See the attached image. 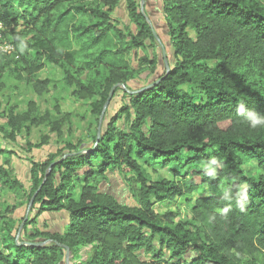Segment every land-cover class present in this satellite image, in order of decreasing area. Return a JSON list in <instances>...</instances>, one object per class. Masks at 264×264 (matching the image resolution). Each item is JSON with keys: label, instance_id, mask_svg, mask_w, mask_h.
Listing matches in <instances>:
<instances>
[{"label": "trees", "instance_id": "16d2710c", "mask_svg": "<svg viewBox=\"0 0 264 264\" xmlns=\"http://www.w3.org/2000/svg\"><path fill=\"white\" fill-rule=\"evenodd\" d=\"M120 3L0 0L1 36L21 49L17 60L1 52L0 61L42 95L48 81L37 76L43 66L35 51L78 99L93 100L99 126L90 148L66 144L31 161L26 202L35 195L34 219L63 213L67 222L60 232H27L29 215L20 231L10 221L0 230V264H64L66 249L75 256L83 247H90L86 259L72 264H264V0H159L173 49L168 58L159 48L160 60L145 54L157 39L140 0H123L130 28L113 17ZM134 52L154 76L138 89L128 85L142 73L129 65ZM117 93L120 105L110 113ZM33 109L0 115V155L14 153ZM139 162L161 163L173 180L150 182ZM249 163L257 176L245 172ZM114 172L134 178L137 206L98 189ZM201 187L209 195L191 205ZM2 188L22 191L0 165ZM180 199L190 205V222L153 211Z\"/></svg>", "mask_w": 264, "mask_h": 264}, {"label": "rangeland", "instance_id": "374dc122", "mask_svg": "<svg viewBox=\"0 0 264 264\" xmlns=\"http://www.w3.org/2000/svg\"><path fill=\"white\" fill-rule=\"evenodd\" d=\"M140 1L142 2L147 21L157 39L153 48L150 51H145V54L150 55V52H153V55L157 56L158 60H160L158 50L161 48L163 55L171 58L173 49L170 46L167 47V30L160 12L161 3H159V0ZM113 17L119 21L120 26L131 27L124 10L123 0H121L120 6L116 9ZM1 52L3 54L8 52V54L14 56L15 60L21 55L20 47L14 48L10 36L0 39ZM31 54L37 57V62L43 66L42 70L37 74L38 78L48 81L47 91L42 95H37L33 92L31 84L27 81L25 75L17 77L10 72L9 66L5 65L6 59L0 61L1 117H7L11 111L17 115L27 113L29 104H34V109L32 110L33 120L26 122L25 126H27V130L22 129L15 143L16 145L11 146V150L14 153L11 155H0V165L4 166L11 176L15 177L22 185L21 192L17 190L4 191V188L1 189L0 212L5 215V219L0 220V230L10 221H13L15 227L20 229L26 216L29 215L31 220L35 218L31 208L28 211V204L26 202V196L30 190L31 161L43 162L49 154L55 153L66 144L74 146L82 144L84 148H90L93 145V137L98 131V124L91 115V103L93 100L78 99L75 96L77 88L65 85L63 74L58 67L41 59L35 51H32ZM140 57L141 54L137 55L135 52L128 57L130 67L139 73L142 72L136 81L128 83L131 89L145 86L154 77L147 78L149 72L148 66L146 63L140 61ZM168 61L169 59H166L165 62ZM158 72L159 74L161 73V67ZM119 105L120 93H117V96L113 98L109 105L110 113L117 109ZM2 124L3 122L0 120V125ZM28 143L29 146L27 145ZM139 165L142 166L150 182L173 180L168 168L162 167L161 163L139 162ZM206 168L211 170L209 166H206ZM244 169L249 176H257L259 174V170L253 163L245 165ZM137 188L138 185L135 184L134 178L131 175H127L126 180H124L122 174L117 172L108 174L107 181L98 185V189L101 192L111 195L120 203L128 206H137L133 195V191ZM208 192L206 187L199 188L190 196L189 201L191 205L196 198L208 196ZM153 201L154 199L152 198L151 202ZM153 211L158 216H162L167 212H173L175 214V223H185L191 220L190 205L186 203V199L178 200L176 206L155 203ZM34 220V222L27 226V232H60L64 229L67 217L63 213L54 215L43 214ZM89 251L90 247H83L80 248L79 253L75 256L69 253V264L84 261Z\"/></svg>", "mask_w": 264, "mask_h": 264}, {"label": "water", "instance_id": "95a60500", "mask_svg": "<svg viewBox=\"0 0 264 264\" xmlns=\"http://www.w3.org/2000/svg\"><path fill=\"white\" fill-rule=\"evenodd\" d=\"M140 2H141V1H140ZM140 9H141V11H143V5H142V2L140 3ZM166 70H168V66H167V65H166ZM111 95H112V92H110L109 97H108V100L106 101V103H105V105H104V108H103V110H102V113H101V116H100L99 122L101 121V119H102V117H103V114H104V112H105V110H106V108H107V106H108V104H109V100H110V98H111ZM98 132H99V126H98L97 135H98ZM34 196H35V195H34ZM34 196L31 198V200H30V202H29V204H28V211H29V209L31 208V205H32V203H33ZM24 220H26V218H25ZM22 226H23V224H22ZM22 226H20L19 231L21 230ZM18 236H19V234H17V238H18ZM17 238H16V242H17ZM24 245H25V246H43V245H45V244H42V243H41V244H27V243H24ZM64 264H69V252H68L67 249H66V254H65V261H64Z\"/></svg>", "mask_w": 264, "mask_h": 264}, {"label": "built area", "instance_id": "2783aa9c", "mask_svg": "<svg viewBox=\"0 0 264 264\" xmlns=\"http://www.w3.org/2000/svg\"><path fill=\"white\" fill-rule=\"evenodd\" d=\"M3 32V26L0 24V39L2 38L1 33Z\"/></svg>", "mask_w": 264, "mask_h": 264}]
</instances>
